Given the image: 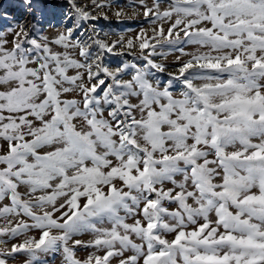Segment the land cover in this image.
Returning <instances> with one entry per match:
<instances>
[{
	"label": "snow or ice",
	"instance_id": "1",
	"mask_svg": "<svg viewBox=\"0 0 264 264\" xmlns=\"http://www.w3.org/2000/svg\"><path fill=\"white\" fill-rule=\"evenodd\" d=\"M57 259L264 264V0L0 2V264Z\"/></svg>",
	"mask_w": 264,
	"mask_h": 264
},
{
	"label": "rangeland",
	"instance_id": "2",
	"mask_svg": "<svg viewBox=\"0 0 264 264\" xmlns=\"http://www.w3.org/2000/svg\"><path fill=\"white\" fill-rule=\"evenodd\" d=\"M0 2L12 3L13 0H0ZM120 2L121 3H127V0H120ZM127 11L131 15V13L134 11V9H128ZM10 12H11V15L15 18V20L19 21L20 23H24L27 25V24H30L32 22V18L25 13H18L14 10H11V9H10ZM96 23H97L98 29L101 30V34H103L104 32L114 34V35H110L109 39L118 38V35H120V34H124L126 36L135 35V33L138 32L141 27H148L147 24L143 23L142 17H139L136 19H125L122 22H117L115 20V18L113 17L109 21L100 20ZM48 31L50 32L52 30L48 29ZM187 50L191 51L192 49L189 48ZM175 55H178V53H175V54L169 56L168 63L171 64L174 61ZM113 66H115V65H113ZM85 238H87V237H85ZM78 255L83 257L86 255V253L84 251H80V252H78ZM22 259H23V257H21V260ZM17 264H20V262L17 261ZM56 264H60L59 259H57Z\"/></svg>",
	"mask_w": 264,
	"mask_h": 264
},
{
	"label": "trees",
	"instance_id": "3",
	"mask_svg": "<svg viewBox=\"0 0 264 264\" xmlns=\"http://www.w3.org/2000/svg\"><path fill=\"white\" fill-rule=\"evenodd\" d=\"M110 59H112V60H116V58H110ZM115 65V64H114Z\"/></svg>",
	"mask_w": 264,
	"mask_h": 264
}]
</instances>
